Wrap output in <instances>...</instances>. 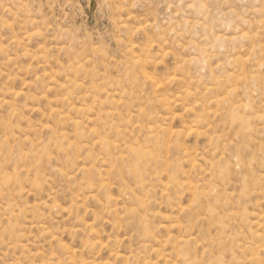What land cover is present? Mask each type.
Segmentation results:
<instances>
[{
  "label": "rangeland",
  "instance_id": "obj_1",
  "mask_svg": "<svg viewBox=\"0 0 264 264\" xmlns=\"http://www.w3.org/2000/svg\"><path fill=\"white\" fill-rule=\"evenodd\" d=\"M263 50L264 0H0V264H264Z\"/></svg>",
  "mask_w": 264,
  "mask_h": 264
},
{
  "label": "bare ground",
  "instance_id": "obj_2",
  "mask_svg": "<svg viewBox=\"0 0 264 264\" xmlns=\"http://www.w3.org/2000/svg\"><path fill=\"white\" fill-rule=\"evenodd\" d=\"M263 51H264V50H263ZM137 61H138V60H137ZM50 77H51V76H50ZM173 77H175V76H173ZM48 78H49V77H48ZM171 78H172V77H171ZM51 79H52V78H51ZM173 79H174V78H173ZM49 81H50V80H49ZM168 81H169V80H168ZM174 81H175V80H174ZM178 81H179V80H178ZM180 81H181V80H180ZM76 84H77V82H76ZM76 84H74V85H76ZM156 84H158V83H156ZM57 86H58V85H57ZM58 87H59V86H58ZM62 87H63V86H62ZM62 87H61V88H62ZM52 88H53V87H51V90H52ZM63 88H64V87H63ZM158 88H159V87H158ZM49 90H50V89H49ZM17 91H18V90H17ZM63 91H65V88H64ZM114 91H115V90H114ZM10 92H11V91H10ZM10 92H9V93H10ZM12 92L15 93L14 90H13ZM7 93H8V92H7ZM116 93H117V92H116ZM118 93H119V92H118ZM118 93H117V94H118ZM17 94H18V93H17ZM17 94H16V95H17ZM65 94H66V93H65ZM67 94H68V93H67ZM114 94H115V92H114ZM114 94L112 95V97L114 96ZM9 95H10V94H9ZM12 95H13V93H12ZM20 95H21V94H20ZM23 95H24V94H23ZM25 95H26V94H25ZM18 96H19V94H18ZM118 96L120 97V95H118ZM10 97H11V96H10ZM14 97H15V96H14ZM16 97H17V96H16ZM34 97H35V96H34ZM42 97H43V96H42ZM25 98H26V97H25ZM35 98H36V97H35ZM3 99H4V98H3ZM12 99H13V96H12ZM222 99H223V97H222ZM161 100H162V99H161ZM220 100H221V99H220ZM61 101H62V100H61ZM65 101H66V100H65ZM112 101H115V100H112ZM217 101H219V98H218ZM1 102H3V100H2ZM5 102H6V99H5ZM5 102H4V103H5ZM9 102H10V100H9ZM63 102H64V101H63ZM99 102H100V101H99ZM116 102H117V101H116ZM160 102H161V101H160ZM215 102H216V101H215ZM6 103L9 104V103H8V100H7ZM10 103H11V102H10ZM49 103H50V102H49ZM97 103H98V102H97ZM114 103H115V102H114ZM218 103H219V102H218ZM11 105H12V104H11ZM1 106H3V105H1ZM13 107H14V105H13ZM13 107H12V108H13ZM86 107H87V106H86ZM51 108H52V107H51ZM70 108L72 109V107H70ZM82 108H84V107L81 106V109H82ZM52 109H53V108H52ZM52 109H51V110H52ZM85 109H86V108H85ZM36 110H37V109H36ZM53 110H56V109H53ZM73 110H74V109H73ZM73 110H71V111H73ZM83 110H84V109H83ZM87 110H88V109H87ZM11 111H12V110H11ZM32 111H33V109H32ZM37 111H38V110H37ZM78 111H79V114H80V109H79ZM81 112H82V110H81ZM88 112H89V111H88ZM55 113H56V112H55ZM75 113H77V111H75ZM83 113H84V112H83ZM111 113H113V112H111ZM51 114H53V113H51ZM86 114H87V113H86ZM108 114H109V113H108ZM54 115H56V114H54ZM58 115H59V113H58ZM61 115H62V114H61ZM87 115H88V114H87ZM87 115H86V116H87ZM114 115H115V114L113 113L112 116H114ZM49 116H51V115H49ZM101 116H102V115H101ZM105 116H106V115H105ZM143 116H144V115H143ZM151 116H152V115H151ZM55 117H57V116H55ZM62 117H63V116H62ZM62 117H61V119H62ZM64 117H65V116H64ZM107 117H108V116H107ZM145 117H146V116H145ZM165 117H166V116H165ZM175 117H177V116H175ZM148 118H149V117H148ZM173 118H174V117H173ZM87 119H88V118H87ZM89 119H90V118H89ZM101 119H102V118H101ZM155 119H156V118H155ZM63 120H65V119H63ZM96 120H98V119L96 118ZM172 120H175V119H172ZM58 121H60L59 118H58ZM67 121H68V119H67ZM73 121H74V120H73ZM73 121H72V122L70 121L71 124L74 123ZM76 121H77V120L75 119V123H79V121H78V122H76ZM87 121H88V120H87ZM93 121H94V120H93ZM148 121H149V120H147V122H148ZM55 122H57V121H55ZM60 122H61V121H60ZM88 122H89V121H88ZM96 122H97V121H96ZM101 122H102V121H101ZM65 123H67V122H65ZM68 123H69V122H68ZM68 123H67V124H68ZM153 123H154V122H153ZM57 124H58V122H57ZM93 124H94V123H93ZM105 124H106V123H105ZM42 125H43V124H42ZM42 125H40V126H42ZM44 125H45V124H44ZM49 125H50V124H49ZM62 125H63V122H62ZM47 126H48V124H47ZM50 126H51V127H50ZM50 126H49L50 128H49L48 130H52V124H51ZM78 126H79V125H78ZM96 126H97V124H96ZM103 126H104V125H102V127H103ZM194 126H195V125H194ZM45 127H46V126H45ZM45 127H43V129H44ZM57 127H58V125H57ZM148 127H149V126H148ZM184 127H185V126H184ZM187 127H188V126H187ZM196 127H198V125H197ZM30 128H31V127H30ZM75 128L77 129L76 126H74V129H75ZM94 128H95V125H94ZM94 128H93V129H94ZM188 128H189V127H188ZM188 128H187V129H188ZM91 129H92V127H91ZM91 129L89 130V132L91 131ZM140 129H141V128H140ZM151 129H154V128H151ZM162 129H163V128H162ZM167 129H168V127H167ZM167 129L164 130V131H169V133H171V137H172V132H171L170 130H167ZM198 129H199V127H198ZM198 129H196L197 131H196V130H195V131L198 132ZM94 130H95V129H94ZM95 131H96V130H95ZM154 131H155V130H154ZM175 131H176V130H175ZM188 131H189V130H188ZM195 131H194V132H195ZM82 132H83V131H82ZM89 132H88V133H89ZM97 132H98V130H97ZM151 132H152V130H151ZM205 132H206V131H205ZM76 133H77V132H76ZM148 133H149V132H148ZM155 133H156V132H155ZM166 133H167V132H166ZM169 133H168V134H169ZM175 133H176V132H175ZM179 133H180V132H179ZM190 133H191V132H190ZM151 134H152V133H151ZM153 134H154V132H153ZM158 134H159V133H158ZM173 134H174V130H173ZM176 134H177V133H176ZM182 134H183V133H182ZM199 134H200V133H199ZM204 134H206V133H204ZM95 135H97V134H95ZM125 135H126V134H125ZM5 136H6V135H5ZM13 137H14V135H13ZM158 137H159V136H158ZM26 138H27V137H26ZM99 138H100V137H98V139H99ZM155 138H156V136H155ZM158 139H159V138H158ZM28 140H29V139H28ZM26 141H27V140H26ZM98 141H99V140H98ZM29 142H31V141H29ZM101 142H102V141H101ZM164 143H165V142H164ZM32 144H34V143H32ZM32 146H33V145H32ZM67 146H68V145H67ZM69 147H71V146H69ZM75 147H76V146H75ZM100 147H101V145H100ZM132 147H134V146H132ZM156 147H157V146H156ZM165 147H166V146H165ZM103 148H104V147H103ZM138 148H139V147H138ZM68 149H69V148H68ZM143 149H145V148H143ZM132 150H133V149H132ZM145 151H148V150L146 149ZM142 153H143V151H142ZM127 154H129V153H127ZM145 154H146V153H145ZM121 155H122V154H121ZM144 156H145V155H144ZM118 159H119V158H118ZM122 159H124V156H123V158H121V160H122ZM82 168H83V167H82ZM87 168H88V167H87ZM104 184H105V183H104ZM189 184H190V183H189ZM107 185H108V184H107ZM187 186H189V185H187ZM103 187H104V186H103ZM106 187H107V186H106ZM189 187H191V186H189ZM188 189H189V188H188ZM192 189H193V188H192ZM190 190H191V189H190ZM256 216H257V215H256ZM260 216H261V215H260ZM260 216H258V218H259ZM262 217H263V216H262ZM256 220H257V219H256ZM259 220H260V218H259ZM262 221H263V219H262ZM261 223H262V222H261ZM261 223H260V225H261ZM263 223H264V222H263ZM86 225L89 226L87 223H86ZM86 225H85V226H86ZM88 228H89V227H88ZM84 229H85V228H84ZM86 229H87V228H86ZM71 231H72V230H71ZM71 231H70V233H71ZM91 231L93 232V230H91ZM72 232H73V231H72ZM75 232H77V231L75 230ZM47 233H48V232H47ZM71 234H72V233H71ZM51 235H52V234H51ZM49 236H50V235H49ZM261 236H262V235H261ZM51 237H52V236H51ZM53 237H55V236H53ZM262 237H264V236H262ZM260 238H261V237H260ZM55 239H56V238H54V240H55ZM263 239H264V238H263ZM51 240H52V239H51ZM56 241H57V243H59V242H58V238H57V240H55V242H56ZM60 244H62V243H60ZM60 244H58V245H60ZM63 246H65V245L63 244ZM63 248L66 249L67 247H63ZM68 250H71V249H68ZM71 251H72V250H71ZM72 255H73V254H72ZM72 255H68V256H72ZM68 256H67V257H68ZM118 256H119V255H118ZM118 256H117V257H118ZM45 258H46V257H45ZM45 258H44V260H45ZM51 258H52V256H51ZM65 258H66V257H65ZM48 259H50V258H48ZM56 259H57V258H56ZM58 259H60V257H59ZM58 259H57V260H58ZM63 259H64V258H62V260H63ZM67 259H68V258H67ZM69 259H70V258H69ZM44 260H43V261H44ZM52 260H53V258H52ZM60 260H61V259H60ZM60 260L56 261L57 264H58V262H59ZM70 260H72V258H71ZM70 260H69V261H70ZM253 260H254V259H253ZM46 261H47V260H46ZM48 261H49V260H48ZM50 261H51V260H50ZM50 261H49V262H50ZM63 261H65V260H63ZM67 261H68V260H66L65 262H67ZM61 262H62V261H61ZM65 262H63V263H65ZM92 262H93V261H91V263H92ZM46 263H47V262H46ZM63 263H62V264H63ZM67 263H68V262H67ZM72 263H73V262H72ZM83 263H84V262H83ZM94 263H95V262H94ZM47 264H48V263H47ZM49 264H53V263L51 262V263H49ZM68 264H69V263H68ZM73 264H76V263H73ZM85 264H86V263H85ZM89 264H90V261H89ZM101 264H102V263H101Z\"/></svg>",
  "mask_w": 264,
  "mask_h": 264
}]
</instances>
